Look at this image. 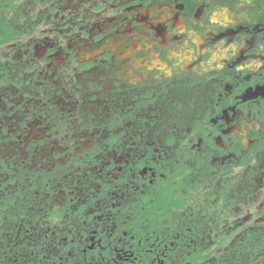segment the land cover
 I'll return each instance as SVG.
<instances>
[{"label": "flooded vegetation", "instance_id": "af4514ba", "mask_svg": "<svg viewBox=\"0 0 264 264\" xmlns=\"http://www.w3.org/2000/svg\"><path fill=\"white\" fill-rule=\"evenodd\" d=\"M33 1L0 264H264V0Z\"/></svg>", "mask_w": 264, "mask_h": 264}, {"label": "trees", "instance_id": "16d2710c", "mask_svg": "<svg viewBox=\"0 0 264 264\" xmlns=\"http://www.w3.org/2000/svg\"><path fill=\"white\" fill-rule=\"evenodd\" d=\"M33 3V0H0V57L1 49L5 44L18 41L23 35L31 33L34 26L39 22L42 15L40 14L39 17V13L35 14ZM13 52L14 49L10 54ZM0 79L6 85L14 81L7 73L1 58ZM19 81L23 88L27 85L23 79Z\"/></svg>", "mask_w": 264, "mask_h": 264}, {"label": "rangeland", "instance_id": "374dc122", "mask_svg": "<svg viewBox=\"0 0 264 264\" xmlns=\"http://www.w3.org/2000/svg\"><path fill=\"white\" fill-rule=\"evenodd\" d=\"M39 6H40V4L37 5V7H39ZM40 28H41V27H40Z\"/></svg>", "mask_w": 264, "mask_h": 264}]
</instances>
